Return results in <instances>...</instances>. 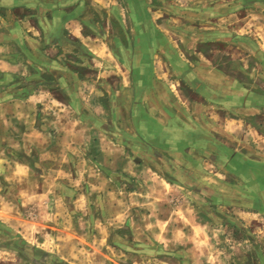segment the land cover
Here are the masks:
<instances>
[{"label": "rangeland", "instance_id": "rangeland-1", "mask_svg": "<svg viewBox=\"0 0 264 264\" xmlns=\"http://www.w3.org/2000/svg\"><path fill=\"white\" fill-rule=\"evenodd\" d=\"M89 1L91 5H85L80 24L83 41L96 54L102 56L105 53L103 59L110 64L106 66L104 62L91 63L81 51L83 46L78 44H69L67 48L56 45L54 63L50 64L55 67L52 72L44 69L49 66L46 56L45 59L29 58L17 45L16 21L19 18H34L31 12H14L0 8V58L3 55L8 56V59H0V71H3L0 72V102L20 105V101L27 99L34 89L39 92L36 96H42L41 101L48 102L50 98L45 90L42 92L40 85L49 83L51 86L47 85L46 88L58 89L55 91L56 98L70 105L64 112H59L61 118H55V122L58 121L57 127H63L65 122L66 129L73 133L76 127L71 123L74 119H79V114L81 120L90 121L96 128L92 134L86 130V125L80 124V135L89 136L93 143H98L102 137L111 141L108 149L105 147L107 142L103 143V148L110 153V169L114 172L113 179L107 178L109 183L106 186L114 185L118 198L127 196L130 192L135 193L133 198H138L137 188L141 189L144 183L154 185V174L151 175L145 170L160 169L159 174H162L160 178L163 181L178 185L169 204L178 207L180 219L184 220L188 215V223L185 220L184 225L179 222V231H157L158 236L153 234L154 231H139V223L147 227L153 224L149 216L151 211L154 212V207L146 204L150 211L136 206L132 208L133 211L126 213V220H121V223L106 231L97 233L89 220L88 227L92 229L77 231L71 219L78 216L76 214L85 215L87 219L91 215L102 218L107 216L100 199L102 195L106 196V189H102L105 186L98 176L91 177L89 171H86L82 185H59L51 189V204H54V197L61 198L60 203L65 205H62L61 210L60 205L54 208L56 212L67 215L69 220L68 223L61 222L60 226L62 229L69 228L70 231H52V227H39L40 230H37L34 224L40 221L41 218L38 217L44 214L46 218L54 209H51V205L49 209L45 205L47 209L41 214L43 209L37 211L28 204L21 206L17 200L20 192L29 196L34 192L28 178L44 173L32 171L31 165L28 166L30 170L25 167L23 173L16 168V163L37 165L41 156L27 153L26 141L23 145L20 141V146L24 148H11L7 144L14 142L10 139L2 140V137L11 133L22 137L23 134L34 132V129L36 132L40 124H44L48 117L54 118L56 114L53 115L50 110L41 112L36 109V118L32 116L35 112L29 103L28 107L27 104L22 107L16 105L12 109L4 107L0 110V264H64L58 258L61 253L56 247L61 242L57 239L62 233L61 239L66 244L64 250L67 249L63 253L78 256L79 261L70 258L71 262L76 261L78 264H264V155L237 145L238 149L247 154L249 160H256L254 163H246L236 155L234 158L230 157L220 149L221 144L218 142L206 143L202 139L204 135L199 131L189 136L183 132L185 137L181 139L186 140L185 142L187 139L198 141L195 148L183 156L176 153L162 158L160 152V148L180 146L181 142H177L176 137L173 139L169 130L180 127L182 122H188L186 116H195L194 109L184 108L183 111L177 107L175 100L178 98L171 97L167 89L168 85L176 83L179 88L175 91L176 95L189 98L193 94L197 98L194 87L198 83L190 72L191 69L201 68L203 64L195 58L193 46L196 52H203V61L210 62L224 76L225 90L210 99L221 101L220 99L227 97V104L254 106L221 111L226 116L244 120L248 125L253 124V128L262 127L264 0H186L187 5L183 6L182 0H147L150 8L148 14L131 11L126 5L127 0ZM114 3L120 9V16L111 11L110 7ZM211 8H216L217 14L221 12L223 27L229 32L223 35V41L203 43L204 45L198 42L194 45L197 38L193 37L189 43H184L178 52L186 65L181 64L175 50L165 45L161 37L153 33L148 25L149 14L154 10L162 15L161 21H167L168 17H180L181 12L188 26L194 27V23L203 18L213 22V17L208 19V15L201 12L202 9L209 12ZM42 45V49H45L46 46ZM156 49L158 57L166 56L173 62L172 75L165 77L166 80H156L150 75L152 66L149 56ZM217 49L221 52H216ZM124 62L129 65L130 73L125 69ZM189 64L193 65L188 66ZM63 67H74L78 73L75 80L68 81L70 93L59 90L67 85L65 77L57 74L56 68ZM33 75L39 76L37 81L30 79ZM197 88L202 96L199 98L206 99L208 92L200 86ZM184 103L187 107V102ZM200 116L202 117V113ZM35 119L39 122H34ZM2 132H5V136ZM211 133L218 136L217 131L212 130ZM176 134L180 133L174 130L173 136ZM66 142L67 145L70 144L68 140ZM101 146L99 143L98 147ZM234 146L236 145L232 147ZM97 150L87 148L86 152L89 155L91 151L96 153ZM262 151L264 152V146ZM66 160L70 169L68 174L72 175L75 171L74 165L68 157ZM58 161L56 157L49 164ZM132 161L141 165V174L147 180L144 182L143 179L132 176L130 182L134 181L133 184H130V188L129 185L124 188L121 180L125 174L122 170ZM91 164L94 166L95 175H100L101 167L93 162ZM13 170L16 174L10 176ZM57 173L58 171L54 172L55 176L59 175ZM19 178L23 179L18 181ZM150 178L154 180H149ZM89 181L101 186L99 194L92 193ZM55 183L59 184L58 180ZM37 191H40L39 188ZM186 203L189 206L188 212L187 205H182ZM143 212L148 215L145 220L141 217ZM165 212L168 217L169 211ZM14 217L23 220L25 225H16L13 222ZM167 221L168 219L165 222ZM44 224L52 225L55 229L57 227L52 222ZM70 226L74 231H71ZM170 226L162 224L163 229ZM83 234L86 236H82ZM73 244L75 248L77 246V250L71 249Z\"/></svg>", "mask_w": 264, "mask_h": 264}, {"label": "crops", "instance_id": "crops-1", "mask_svg": "<svg viewBox=\"0 0 264 264\" xmlns=\"http://www.w3.org/2000/svg\"><path fill=\"white\" fill-rule=\"evenodd\" d=\"M100 1V0H96ZM184 3L183 5H187L186 0H182ZM181 0H178V2H182ZM90 3V4H89ZM174 3V2H173ZM85 5H91V2L89 0H0V8H4L7 11H14L18 12L19 10L25 11V12H31L32 16L34 18L32 19H21L19 18L18 21H16V39H17V45L22 49L23 52H26L28 54L29 58H43L46 57L49 60V66L44 67L46 71L49 72L54 71L53 66H50V64L54 63L55 55H56V45H64V48H67V45L69 44H78L79 46H83V49H81L82 52H84L87 57L92 62H104L106 66H108V61L106 59H103L105 57V53L101 56L100 54H96L94 51H92L90 48H88V45H85L83 41V29L80 26L82 23V15L84 14L83 11L86 8ZM93 5V3H92ZM126 5L130 8L131 11L138 12L143 11L145 14L150 11L148 8V1L147 0H127ZM94 6V5H93ZM181 6V5H180ZM111 11L115 12L118 16L121 14L120 9L116 7L115 3L112 4ZM186 8V7H185ZM217 8V7H216ZM210 9V13L206 12L204 9H202L203 15H208L207 18L214 20L213 22L207 21L206 19H199L196 21L195 26H188L185 21L182 13L180 12V17H168L167 21H161V14H157V10H154V12H151L149 14V27L152 30V32L161 37L163 40V43L165 45L170 46L173 50H175V53L177 54L178 59L180 60L181 64H185L182 57H180V54L178 52L179 48H182L184 46V43L190 42V40L194 37L197 38L194 45H196L198 42L203 43H213L216 41H223V35L229 32L226 27H223L222 19L223 17L220 14H217L218 11H215L217 9ZM213 10V11H212ZM212 11V12H211ZM215 11V12H214ZM160 12V11H159ZM161 13V12H160ZM201 14V15H202ZM182 35L185 36V39ZM85 39L89 40V37H86ZM42 44H44L45 49H42ZM81 44V45H80ZM180 45V46H179ZM204 45V44H203ZM43 47V48H44ZM86 48V49H85ZM193 52L196 54L195 58H198V60H201V64L203 66L198 69H191V76L193 79L198 83L196 87H194V90L197 93V98L194 97L193 94H190L189 98L186 96H180L176 95L175 91H178L179 88H177L176 83L174 85H168L167 89L171 97H176L181 100V102L176 99L175 102L177 103V107L181 108L184 111V108H191L194 109L195 116H192L191 118L186 116L188 119V122H182L180 123L181 126L169 130L172 133V138L176 137L175 140L178 142H181L178 147H170L167 148H160L161 157H165L169 154H176L179 153L183 156V154H186L189 152V150L195 148V145L198 143V141L190 140L185 142L186 140L181 139V137H185L183 132H186L185 135H194L195 131L201 132L204 136L202 139L206 141V143L211 142H218V144H221L219 147L222 149L226 154H228L230 157H239L242 161L246 163H254L256 160H249L247 158V154L242 151V149H238L237 145L242 146V148L250 149L251 151H255L256 154H260L261 156L264 155L263 146H264V123L261 122L262 127L260 128H253V124H246L244 120H241L240 118H236L235 116H226L224 112L221 110H231V109H240V108H253L254 106L251 105H242L239 103L235 104H227L228 99H220L221 101H212L210 98H213L216 94H221L225 89V80L223 74H220L215 68L212 67V64L210 62L203 61V58H205V55L203 52H196L195 46ZM204 48V46H203ZM184 49V48H183ZM8 52V51H7ZM6 52V53H7ZM101 50L99 49V53ZM216 52H221L219 49H217ZM1 54V53H0ZM149 54V53H148ZM46 56V57H44ZM7 55H3L0 59H8ZM143 59V56H142ZM149 60L151 63V72L150 75L156 79V80H164L165 77L172 75V60H169L168 57L159 56L157 55V49L156 52L153 51L150 53ZM13 64V63H12ZM193 64H195L193 62ZM192 64V65H193ZM125 69L131 72V69L129 68V65H127L125 62L123 63ZM189 64L188 66H192ZM58 69V75L65 77V81L67 85L65 84L62 86L60 91H64L65 93H70L71 87H68L70 83L68 81L75 80L78 73L76 71V68L70 67V68H56ZM112 69V66L110 70ZM170 69V70H169ZM3 72V71H0ZM201 74V75H200ZM38 75H33L30 79L32 81H37ZM166 80V79H165ZM232 81V80H231ZM49 85V83L44 85L41 84L40 88L45 90L44 92L47 93L48 97L50 98L48 102L41 101L42 96L39 98V96H36L39 92L34 89L32 91V94H29L27 99L21 100L20 105L18 103L10 104L7 102H0V110L1 108H8L12 109L13 107L16 108V105L18 107H22L30 104V107H32L33 112H35L32 116H37V111H46L50 110L53 111V115H55L54 118L48 117V119L45 120L44 124H40L38 126L37 131L35 132H28L26 134H23L22 137L18 134H9L7 137H2V140H8L10 139L14 144H7L8 147L11 148H24L23 142L26 141L27 147L25 150L28 149L27 153H32L33 155L36 153L39 156H41L42 163L40 160L39 163H28V165L23 163H16V168H18L20 171L25 173V167L28 168V166L31 165L32 171L36 172H43V175L33 176L31 178H28L29 185L32 186L34 189L33 193H30L31 195H26L25 192L22 194L21 192L18 193V204L21 206L24 204H28V206H32L35 210L39 211L42 210L40 213L43 214L45 211L44 209H47L45 205L49 206L51 205V209L53 212L50 215H47L46 218L44 217V214L41 215L40 221L34 224V226L37 228V230H40V228H51L52 231H70L69 228L62 229L60 226L61 222L68 223L69 220H67V215L61 214L59 212H56V209L54 208L56 205H60V210L62 208L61 204V198L54 197L51 204L50 198H51V189L54 187H59V185H82L83 180L85 179L84 173L86 171H89L91 177H99L100 180H102V184H104L105 187H102L106 189V196L100 198L101 203L103 205V210L107 213V216L105 218H102V216L95 217L94 215H91L89 219L85 217V215H79L75 218H71L72 222L75 223V227L77 231H89L90 229L94 228L95 231L98 233L99 231H106L110 227L116 226V224L121 223V220H126L127 215L129 211H133L132 208L139 207L141 210H149L148 207H146V204L154 207V212L151 211V214L149 216L150 221H153V224L149 227L145 225H141L139 223L137 225V229L139 231H154L153 234L158 236L157 231H179V222H181L184 225V220L187 222L189 220V216L184 217L183 219H180L179 216L178 207L172 206L169 204L170 197H172L173 192H175V189L178 188L177 184H174L173 182L168 183L165 180L163 181L160 177L162 174H159L160 169H151L148 170L155 176L154 185H148L145 184L142 186L141 189L137 188L139 193L138 198H133V194L135 193H128L127 196H123L118 198L116 196L115 188L111 185L106 186L108 184V177L113 179V171L110 169L111 162H109L110 153L106 151L109 147L108 144L111 143L108 138L102 137L98 143L91 141L93 139H90L89 136L83 137V135H80V124L86 125V130H89L94 133L93 129L96 130L94 126H92V123L90 121L81 120V117L79 114H77V117L79 119H74V121L71 123L72 126H75L76 129L72 133V131H69L66 129L65 122L63 124V127H57L58 121L55 122V118H61L59 117V112H64V109L69 108L70 105H68L64 100L57 99L55 91H58L46 86ZM203 88L206 92H208V97L206 99H200L202 98L201 93L198 91L199 86ZM241 87V85H239ZM238 87V88H239ZM80 89V88H79ZM135 91H137V84L135 85ZM172 93V94H171ZM46 95V97H47ZM45 98V97H44ZM45 100V99H43ZM225 100V101H222ZM12 101V100H11ZM138 101V99H137ZM187 102V107H185V103ZM29 103V104H28ZM44 106V108H41V106ZM176 106V104L174 105ZM63 107V108H62ZM211 108H214L215 110H211ZM79 109V108H78ZM201 110V112H200ZM76 113H78V110H75ZM203 111V112H202ZM202 113V117L200 116ZM52 114V113H51ZM50 114V115H51ZM36 117V118H37ZM31 118V117H30ZM33 118V117H32ZM37 120L35 119L34 122ZM60 121V120H59ZM39 122V121H37ZM42 122V121H41ZM162 124V121H160ZM190 124V125H189ZM34 128V126H33ZM79 128V129H78ZM174 130H177L180 134H176V136H173ZM212 130L217 131V135H213L211 132ZM69 131V133H68ZM1 134H4L5 132H2ZM72 136H68L71 135ZM68 137L70 139H68ZM26 138V139H25ZM38 138H41L39 140ZM86 138V139H83ZM174 139V138H173ZM181 139V141H180ZM194 139V137H193ZM66 140L70 142V144L67 145ZM21 141V146H20ZM107 142L105 147L107 149H104V142ZM31 142V143H30ZM43 142V143H42ZM85 142V143H84ZM110 142V143H109ZM100 143L101 147H98V144ZM236 145L232 147L233 145ZM42 144V145H41ZM85 144V147H84ZM39 146V147H38ZM45 146V147H43ZM56 146V147H55ZM227 147L231 149L228 150ZM87 148L90 149H99L96 151H91L92 153L86 152ZM55 157V158H54ZM56 157H58V162L49 164L51 161H55ZM73 163V171L74 174H68L70 172V169L67 167V160L66 158ZM99 159V160H98ZM94 163L101 167L102 170L100 172V175H95V170L93 169L94 166H92L91 163ZM56 166V168H54ZM127 167L122 170V172L125 174L123 176V180H121L122 187L130 188V184H133L132 180L130 182V179L132 176L137 177L138 179H143L145 182L147 179H145V175L141 174L140 168L141 165H137L132 161ZM58 168V169H57ZM202 168V167H201ZM29 169V168H28ZM72 169V170H73ZM204 167L202 168V170ZM5 169H3L4 171ZM30 170V169H29ZM128 170V172L126 171ZM18 171V176L19 172ZM58 171V176H55L54 172ZM16 174L15 170L12 171L11 175ZM88 174V173H87ZM86 174V175H87ZM85 175V176H86ZM6 176V175H5ZM89 176V175H88ZM87 176V177H88ZM89 178V177H88ZM8 179V178H7ZM23 178H19L18 181H20ZM9 180V179H8ZM58 180V183H55V181ZM154 180V179H149ZM112 181V180H111ZM69 182V183H68ZM108 182V183H107ZM91 186L92 193L99 192L102 190L101 186L98 187L94 184H92L90 181L88 182ZM30 186V187H31ZM124 187V188H125ZM187 187V186H185ZM39 188L40 191H37ZM120 189V185L118 186ZM127 188V187H126ZM107 190H110V192H107ZM141 190V191H140ZM149 190V192H148ZM103 193V191H102ZM51 194V195H50ZM146 197H149V199H145ZM47 200V201H46ZM63 203V202H62ZM184 206L187 205L186 211H189L188 204H182ZM43 206V208H42ZM175 207V208H173ZM183 207V206H182ZM78 208V207H76ZM177 208V209H176ZM185 208V207H184ZM169 211V216H166L165 211ZM172 212H171V211ZM150 211V210H149ZM177 211V212H176ZM171 212V213H170ZM64 213V212H62ZM39 215V214H38ZM142 219L145 220V218L148 217L146 212H143L141 214ZM170 217V218H169ZM37 218V219H38ZM168 219L167 222H165ZM48 220V221H47ZM90 221L92 225V228L88 227V222ZM13 222L18 226H24V221L19 220L17 217L13 218ZM44 222H52L57 227L56 229L52 226L44 224ZM188 223V222H187ZM162 224H168L171 225L170 228L163 229ZM48 226V227H47ZM22 227L21 231H22ZM40 227V228H39ZM72 229V226H70ZM13 228V227H12ZM11 228V229H12ZM65 228V227H64ZM150 228V229H149ZM72 229L71 231H74ZM85 229V230H84ZM15 231V229L13 228ZM16 231H18L16 229ZM62 235H59L60 238L57 240H61V242L56 245L59 252L61 253V256H58L59 260L62 261L64 264H78L70 261V258H76L75 254H66L63 253L65 248L64 240L61 239ZM82 236H86V234H83ZM97 236V235H96ZM29 244V243H28ZM30 245V244H29ZM71 249L77 250V246L75 248V244L71 246ZM72 250V251H74ZM79 261V260H78Z\"/></svg>", "mask_w": 264, "mask_h": 264}]
</instances>
